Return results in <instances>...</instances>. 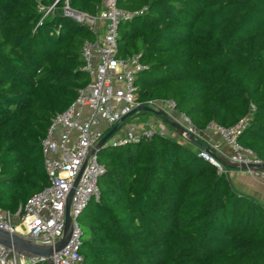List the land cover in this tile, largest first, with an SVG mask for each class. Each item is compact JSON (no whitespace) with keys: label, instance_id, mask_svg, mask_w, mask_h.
<instances>
[{"label":"trees","instance_id":"obj_1","mask_svg":"<svg viewBox=\"0 0 264 264\" xmlns=\"http://www.w3.org/2000/svg\"><path fill=\"white\" fill-rule=\"evenodd\" d=\"M55 1L0 0V208L11 215L49 185L41 142L90 81L82 50L98 37L65 19L63 2L41 21ZM102 3L69 0L92 16ZM117 7L133 15L119 25V57L141 55L139 102L173 101L198 132L248 118L238 142L264 163V0ZM97 158L99 202L78 218L83 264H264V205L189 147L155 135Z\"/></svg>","mask_w":264,"mask_h":264},{"label":"built area","instance_id":"obj_2","mask_svg":"<svg viewBox=\"0 0 264 264\" xmlns=\"http://www.w3.org/2000/svg\"><path fill=\"white\" fill-rule=\"evenodd\" d=\"M118 0H103L99 14L92 16L74 10L69 0H56L55 4L39 11L43 21L55 12V6L63 2L61 15L70 21L87 27L97 35L95 42H85L82 50L83 71L89 83L78 92L76 101L63 113L56 114L45 138L41 142L43 167L49 185L31 197L15 215L0 208V228L41 245H54L64 233L66 199L79 176L89 153L95 149L103 137L121 120L147 106L155 112L175 111L173 101L140 103L135 86L137 76L145 70L141 55L119 57V25L131 20L133 15L117 7ZM138 112L134 115L140 114ZM121 124L120 129L105 146L126 147L143 140H151L155 135L170 137L167 132L155 127L156 121L148 119L142 124ZM181 124L176 138L191 142L198 131L190 120L180 115ZM244 118L230 128L211 124L207 130L214 131L221 143L229 150L226 165L215 156L219 145L212 143L209 148L199 150L197 158L212 165L219 175L226 176L235 170L253 179L264 181V163L250 150L242 147L238 139L248 126ZM122 130L121 137L116 134ZM98 154L87 162L75 195L72 199L71 214L73 233L69 244L54 256L55 264H83L79 254L81 230L78 218L91 202H99V180L105 174L99 164ZM45 258H26L0 245V264H46Z\"/></svg>","mask_w":264,"mask_h":264},{"label":"crops","instance_id":"obj_3","mask_svg":"<svg viewBox=\"0 0 264 264\" xmlns=\"http://www.w3.org/2000/svg\"><path fill=\"white\" fill-rule=\"evenodd\" d=\"M166 111L167 110L165 109L163 112L154 111V113H149L151 115L148 116V118L156 121L155 125L158 130L167 132V129L165 128V126L167 125L170 130L172 129L171 130L172 135L176 136L179 130V125L181 124L180 114L169 111L168 115H166L165 114ZM143 113L147 114L148 112H142L140 114L129 117V119H127V122L125 124L144 123L147 120H143L144 118L141 116ZM160 113H164V115ZM173 136H171L170 138L174 139ZM175 140L189 147L195 153H197L201 149L209 148L212 143H216L219 145L220 148L219 150L215 151L214 154L216 158H218L221 162H223L226 165L227 158L229 156V150L225 145L221 143L220 137L212 130L198 132L196 138L193 139L191 142L179 141L177 138ZM226 179L237 192H239L242 195L251 197L255 199L257 202L264 205V181L253 179L235 170H230L226 175Z\"/></svg>","mask_w":264,"mask_h":264},{"label":"water","instance_id":"obj_4","mask_svg":"<svg viewBox=\"0 0 264 264\" xmlns=\"http://www.w3.org/2000/svg\"><path fill=\"white\" fill-rule=\"evenodd\" d=\"M138 112H148L154 113V111L147 107L141 106L138 110H135L130 116ZM164 115V113H160ZM125 117L121 120V124L127 119ZM121 124L115 126L108 134H106L103 139L98 143L94 150H92L77 177L73 188L71 189L65 205V227L63 236L54 244V245H41L35 242L29 241L25 238H22L16 234L11 233L10 231H6L0 228V245L6 247L14 251L17 254H20L26 258H45L47 259L46 264H55L54 256L60 253L70 242L72 233H73V219L71 214V204L72 199L75 195V190L78 186L82 173L86 167L88 160L94 155L98 154L99 151L105 147L108 140L120 129ZM103 177V176H102Z\"/></svg>","mask_w":264,"mask_h":264},{"label":"rangeland","instance_id":"obj_5","mask_svg":"<svg viewBox=\"0 0 264 264\" xmlns=\"http://www.w3.org/2000/svg\"><path fill=\"white\" fill-rule=\"evenodd\" d=\"M168 113H169V111H166L165 112V114L166 115H168ZM151 114H149V113H147V114H145V115H141L144 119L143 120H148L149 118H148V116H150ZM153 117V116H152ZM165 121V120H164ZM168 124V123H167ZM155 127H156V125H155ZM157 128V127H156ZM165 128L167 129V133L169 134V136L171 137V136H173L172 135V133H171V130L169 129V127L166 125L165 126ZM174 131H175V129H174ZM121 134H122V130H120L117 134H116V138L117 139H119V137H121ZM174 137V139H176V136L174 135L173 136ZM105 182H106V178H104V180H103V182H102V185H104L105 184ZM90 211V209H86L85 211H84V213H83V216H85L88 212ZM82 216V217H83Z\"/></svg>","mask_w":264,"mask_h":264}]
</instances>
